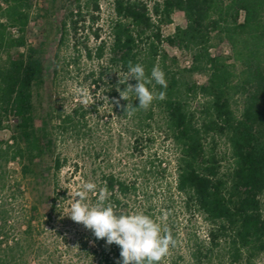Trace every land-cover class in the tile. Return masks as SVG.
I'll return each instance as SVG.
<instances>
[{
	"label": "trees",
	"instance_id": "trees-1",
	"mask_svg": "<svg viewBox=\"0 0 264 264\" xmlns=\"http://www.w3.org/2000/svg\"><path fill=\"white\" fill-rule=\"evenodd\" d=\"M35 2L0 0V190L17 163L18 189L29 181L34 194L18 233L0 210V264H120L117 245L88 229L73 238L64 227V208L87 182L97 185L89 204L106 190L117 214L150 215L175 242L181 213L204 219L208 240L188 235L192 264L216 254L231 264H258L264 254V0H160L153 6L112 0L107 29L99 25L102 0H74L58 27L60 50L80 28L96 44L90 45V34L78 39L75 55L63 64L60 53L51 60L44 44L28 38ZM176 12L185 23L166 34ZM167 46L189 54L191 64L183 66ZM129 61L147 73L159 66L167 88L155 86L153 103L126 116L129 103L139 107L117 91ZM61 72H75L92 96L68 104L51 96L45 109L47 80L52 73L56 83ZM196 74L207 80H194ZM5 130L10 139L1 136ZM218 139L225 141L224 153ZM115 154L121 157L113 161ZM163 264H178L171 247Z\"/></svg>",
	"mask_w": 264,
	"mask_h": 264
},
{
	"label": "rangeland",
	"instance_id": "rangeland-1",
	"mask_svg": "<svg viewBox=\"0 0 264 264\" xmlns=\"http://www.w3.org/2000/svg\"><path fill=\"white\" fill-rule=\"evenodd\" d=\"M150 5L153 6L155 1L160 0H149ZM74 4V0H36L34 4V9L32 12V21L28 28V38L31 43L39 46L44 44L48 48V57L49 59H56V54L60 53V60L63 64L64 61H68L72 55L74 56L73 44L74 42L84 39L87 34L91 35L90 45L94 46L96 44L93 40V36L89 30L79 29L77 35L72 32L71 38L60 50L59 46V33L58 27L64 20L66 16V10L68 7ZM102 18L99 22V25L107 29L106 20L112 13L113 3L112 0H102ZM47 11H49L47 13ZM175 23L165 27L164 31L166 34H169L175 30L176 25H184L185 15L182 12H176L174 15ZM106 36V32H103ZM73 37V38H72ZM77 37V38H75ZM225 49L229 52L228 46H225ZM167 50L171 55L178 56L181 64L183 66H189L191 64V57L187 53H183L180 50H177L173 47L167 46ZM94 66V63H86L87 70ZM63 70V69H62ZM84 70V69H83ZM52 72V71H51ZM53 73V72H52ZM52 73L47 80V83L44 87V108L47 109L49 104H51V96L54 97V100H58L60 104H68L72 100V97H79L83 94L81 89L86 90L87 96H92L88 89L83 87L82 82L78 81L77 74H66L61 72V75L58 81L55 83L52 80ZM194 80L204 83L207 80L206 75L196 74L193 77ZM240 110L241 103L239 102L236 106ZM1 136L5 139L11 138V132L5 130L1 133ZM219 151L224 153L226 151V144L224 139H218ZM120 155H113V161H116V158L119 159ZM10 176L7 180V185L5 189L0 190V210H4L8 214L9 220V230L14 234L18 233L19 228L25 223L30 216V209L34 203V194L32 191V185L29 184V181H24V188L19 190L17 187V182L21 179L20 168L17 163H12L9 166ZM68 168L63 172L65 176L67 174ZM76 179H79L77 176ZM76 187V186H74ZM74 202V200H71ZM69 207L64 208L65 215L68 214ZM66 221L64 227L68 234L73 238L79 233L85 231V227L82 224H78L70 219L68 216L62 218ZM61 221V220H60ZM63 223V222H62ZM177 227L179 230L178 241L175 242V245L171 247L172 255L178 261V264H192L190 251L193 249L194 241L188 242V235H197L200 239L208 240L209 226L206 224L205 220L200 216L191 217L190 215L180 214L177 218ZM75 237V238H76ZM69 257V254L66 255ZM258 264H264V254L261 255L258 260ZM205 264H231L225 257L220 255L213 256L212 260H206Z\"/></svg>",
	"mask_w": 264,
	"mask_h": 264
},
{
	"label": "clouds",
	"instance_id": "clouds-1",
	"mask_svg": "<svg viewBox=\"0 0 264 264\" xmlns=\"http://www.w3.org/2000/svg\"><path fill=\"white\" fill-rule=\"evenodd\" d=\"M132 79L137 81L135 85L129 83ZM119 83L124 85L122 89L117 88L123 100L129 101V97H134L135 101H139V107L128 104L126 116L133 115L135 110L147 109L153 103L156 99L153 92L155 86L167 88L166 75L159 66H154L147 73L142 64L132 61L128 62L127 72L124 79L120 77ZM81 92L86 98V90L81 89ZM165 97V91H160L158 98L163 100ZM96 190L95 183H85L77 191L68 214L63 215L91 230L96 239L104 240L109 246L117 245L120 248V264H163L170 247L175 245L171 232L142 212L117 214L115 206L107 200L106 190H101L96 202L89 204L88 196L95 194Z\"/></svg>",
	"mask_w": 264,
	"mask_h": 264
},
{
	"label": "built area",
	"instance_id": "built-area-1",
	"mask_svg": "<svg viewBox=\"0 0 264 264\" xmlns=\"http://www.w3.org/2000/svg\"><path fill=\"white\" fill-rule=\"evenodd\" d=\"M13 32H14V33H17V30H16V29H13Z\"/></svg>",
	"mask_w": 264,
	"mask_h": 264
}]
</instances>
